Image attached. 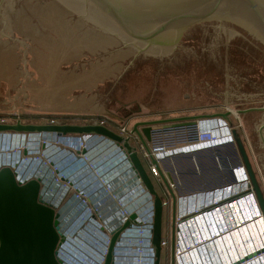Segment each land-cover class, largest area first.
<instances>
[{
	"label": "water",
	"instance_id": "95a60500",
	"mask_svg": "<svg viewBox=\"0 0 264 264\" xmlns=\"http://www.w3.org/2000/svg\"><path fill=\"white\" fill-rule=\"evenodd\" d=\"M214 103L244 110L264 175V0H0V111L103 113L123 124L132 113ZM229 113L218 116L229 120ZM157 122L133 127L147 150L155 130L163 131ZM7 129L99 133L121 144L153 197L152 244L161 264L162 198L129 138L95 124L0 123ZM233 134L264 217L263 190ZM17 175L0 169V264H61L60 213L41 198L40 179L21 184ZM136 218L114 233L111 252ZM174 242L173 232L171 264Z\"/></svg>",
	"mask_w": 264,
	"mask_h": 264
},
{
	"label": "built area",
	"instance_id": "2783aa9c",
	"mask_svg": "<svg viewBox=\"0 0 264 264\" xmlns=\"http://www.w3.org/2000/svg\"><path fill=\"white\" fill-rule=\"evenodd\" d=\"M92 124L106 126L104 121ZM233 129V126L227 118L212 115L183 120L172 128H166L169 132L172 130L176 131L178 141L175 144L168 145L153 140L151 145L152 151H148L149 153H147L145 147L141 145V150L145 157L150 160L147 165L149 173L153 177H159L161 175L159 165L166 159L182 155L196 154L205 151V149L235 143ZM48 134L51 136L54 135L56 139L57 136L61 138L54 143H47V145L44 143L43 146L44 148L54 147L61 151L59 159H61L62 156L64 157L65 154L70 153L75 158H82L84 156L83 158H86L87 161H89V152H91L90 150L96 145H104L112 149L116 147L117 150H119L118 153L120 155L118 159H113V161H119V164L122 165L121 175L123 179L119 178L120 183H123V180H126V178H131L134 183H137L138 188L145 191L148 196V203H145L148 207L146 213L141 215L140 213L138 214L135 212L138 214L136 218L138 222H132L130 226H127L120 231L111 252L114 233L117 230H120L129 221L130 215L134 213L131 211L130 207L121 206L119 208L120 212L116 213L118 215L115 214V216L113 211L108 208L112 205L111 200H114L109 194L116 191L113 182H111L112 180L110 181L108 176L104 175L113 169L112 165L115 163L111 162L110 164H106L111 161L109 158L113 155L114 151H111L112 149L109 150L111 151L109 156H102L98 161L100 165L106 167L104 169V174L102 173L101 176L104 175V178L107 181H103L102 179L99 182L101 185H92V191L88 187L86 189V187L80 184L81 176L71 173L75 170L77 172L78 169L75 168V166L69 167L68 169L65 168L63 172H60L61 169H55L53 167L54 158L52 157L46 162L50 165L49 168L51 169V174L49 171H46L48 167H45L46 169H44V171L41 169V172L36 171L34 174L29 175L25 174V172H19L15 167L16 162H13L10 159L2 162L0 164V169L3 166L14 168L18 172L17 181L21 184L34 178L40 179L42 183L41 198L52 204L56 211L60 213V231L65 237L64 242H62L57 249L58 258L62 262L61 264H106L110 253L112 254L110 264H155L156 252L152 244V224L154 219L153 197L149 198L150 193L136 173L129 158V154H127L124 147L105 134H57L55 132H49ZM118 134L125 138H129L130 142L132 141L133 136L136 135L129 131L125 126L121 128V131ZM12 136L21 137L22 139L25 138V135H15L10 133L0 135L1 138H11ZM15 139L19 140V138ZM11 152L12 151L9 149H1L0 157L10 154ZM52 155L54 154L52 153ZM66 159L68 160V157ZM153 159L156 163H153ZM67 160L64 161V164L72 165L71 162ZM85 162L83 161V163ZM233 172V178H235L233 179V182H230L229 184L219 185L208 190H203L199 193L194 192L183 197H176V204L177 206H180V213L176 216L178 222L181 223L188 220L187 222L191 224L193 220H196L197 222L201 221V223L203 220V228L209 226L210 232L208 234H212V237L217 235L214 237V241H217L221 239V235L217 234L219 232L213 234L212 227L217 229L221 222L226 225L230 224L227 230L222 232L223 235L225 234L224 237L226 238L229 236V231L235 232L238 228H241L240 223L236 222V224H234L236 218H242V216L246 218L249 217V223L255 220V216H253L254 214H262L245 166L243 164H238L234 167ZM97 185H99L100 188L98 191ZM109 187L111 188L109 189ZM126 187H128V185H126ZM70 190L72 193L69 198L66 199L68 195L67 193ZM89 191L93 193H90ZM73 194H75V196H73ZM61 203H63V205H61ZM162 203L163 207H165L168 202L167 200L162 199ZM229 207L232 209L238 207L239 211L234 212L235 215L229 216L227 215ZM193 214L196 215L190 219H183ZM118 222L119 224H117ZM242 223L245 225L244 220ZM184 224L185 222L182 223L181 226L179 224L178 227L181 228L180 230L177 229L175 232V264H197L195 262L196 260H193L197 250L201 253L200 256L202 260H204L205 263L206 261L208 262L206 264H213L211 263L210 258L214 259L213 256L215 255L216 250L211 249L210 246L212 245V242L208 243V241H206L207 243H201V238L196 234H194L196 235L194 237L189 236L188 233L185 234L183 230ZM134 226H139L140 230H134L133 232L131 227ZM136 237L144 238H141V242L137 244L135 240ZM166 245L167 241L163 238V248H165ZM196 245L197 247H195ZM207 245H209L211 250L206 249L205 246ZM66 250L68 252H66ZM136 250L139 252L135 255L137 256L138 263L135 262L136 259L132 255V253H136ZM78 254H81L83 257L82 263L78 261ZM197 261L201 264L199 256ZM240 264H264V252H260L254 258L251 257L244 260Z\"/></svg>",
	"mask_w": 264,
	"mask_h": 264
},
{
	"label": "rangeland",
	"instance_id": "374dc122",
	"mask_svg": "<svg viewBox=\"0 0 264 264\" xmlns=\"http://www.w3.org/2000/svg\"><path fill=\"white\" fill-rule=\"evenodd\" d=\"M226 112H230L229 113L230 124L233 126V128H235L238 131L246 147L250 161L253 165V168L256 172V176L260 182V185L264 193V175L262 173L261 167L259 165L254 149L250 142L249 136L247 134L246 128L242 121V116L245 115V112L244 110L233 107L229 104L214 103V104L196 105V106L181 107V108H174L167 110L137 112V113L129 114L125 118L123 124L119 123L112 117L103 113L26 112L23 106H19V107H15L14 111H0V123L17 124L18 122H21L22 124H35V125H45L51 123L53 124L70 123V124L86 125V124H92L96 122L99 123L101 121H104V124L107 127L119 133L123 126L127 127V129L132 132L133 127L136 123L146 122V121H158L155 124V126L158 127L157 129H161V130L163 129V131L156 132L155 137L153 136V140L155 142H161L168 145H172L178 141L176 131L172 130L171 132H169L166 130V128H170V127L172 128L179 123L176 122L177 120L174 119L182 118V117H194V116L199 117L205 115L218 116L219 114ZM139 129L140 131H142V127H140ZM4 133L25 135L24 139L16 136L14 137L12 136L11 138L0 137V150L9 149L10 151H12L10 154H6V156H8L6 159H9V157H11L16 163H18V167L16 168L19 171L22 170V173L28 172L27 174L32 175L36 171L41 172L42 171L41 169H43L44 171V169H46L45 168L46 167L45 165L47 164L46 162L52 157L54 158L53 167L55 169H61L60 172H63L65 168L68 169L69 167L75 166V168L78 169L77 172L75 170L74 172L71 173L81 176L80 184L86 187V189L88 187L89 189H91V191L93 188L92 185L99 184L100 180L102 179L103 181H107L104 178V175L105 176L107 175L110 181L112 180L111 182H113V186L116 189L114 193L111 192V194H109L110 197L113 198L114 200H111L112 205H110L108 208L111 211H113L114 215L120 212L119 208L121 206L128 208L130 207L131 211L137 212L138 214L146 213L148 209L147 204H145L148 203L147 193L142 189H139L137 183H134L131 178H126V180H123V183H120L119 178L123 179L121 175L122 165L119 164V161L117 162L113 161V159H118L120 155L118 153L119 150H117L116 147L112 149L104 145L101 146L96 145L93 149L90 150L91 152H89V156H90L89 161H87L86 158H83L84 156L82 158H77V157L75 158L70 153L65 154L64 157L62 156L61 159H59L61 155V151L55 149L54 147L53 148L43 147L44 146L43 142L47 141V135L45 134L39 136L37 134H41V133L30 130H12V129H7L3 131L0 130V135H3ZM46 133L49 132L46 131ZM51 137H54L55 141L61 139L59 136H57V139L55 138L54 135H52ZM15 138H19V140H16ZM153 140L151 141L147 140V146L149 148V150L145 148L147 153H149L148 151L150 150L152 151L151 145ZM131 144L134 147H137L138 154L141 157L149 176H151V180L153 182V185L157 193L160 195L162 199H165L168 202L167 205L164 207V214H163V238L166 239L167 241L166 255L169 256L168 264H171L170 257L172 255L173 232L175 233L177 231V227L179 224L181 226V224L185 222L184 221L179 223L176 218V216L179 215L180 213V206H177V204H176V211L174 216V195L175 197H183L185 195H190L194 192L199 193L203 190H208L219 185H226L229 184L230 182H233V179L235 178V177L233 178L234 176L233 169L240 162L238 147L236 144L231 143L227 145L217 146L211 149H205V151H201L196 154L182 155V156L166 159L162 161L159 165L163 175L161 174L159 177H153L149 173V169L147 166L150 160L147 157H145L143 151L141 150V145H142L141 139L137 137V135H134ZM110 149H112L111 151L114 152L113 155L109 158L111 161L107 162L106 164H110L111 162H115V163L112 165L113 169L110 172L104 174V169L106 167L100 165L98 161L102 156H106V157L109 156L111 152L109 151ZM52 153L54 155H52ZM67 157L68 160L66 159ZM65 160L71 162L72 165L64 164ZM83 161L86 162L83 163ZM76 163L78 164V166ZM46 171L48 172L47 169ZM49 172L51 174L50 170ZM102 173L104 174L103 176H101ZM99 185H97L98 186L97 191L100 189ZM126 185H128V187H126ZM110 188L111 187H109V189ZM71 193L72 191L70 190L67 193L68 195L66 199L69 198ZM73 196H75V194H73ZM61 205H63V203H61ZM228 209L229 211L227 212V215L229 216L235 215L234 212L239 211L237 207L234 209L229 207ZM235 220L236 221L234 222V224L236 222L239 223L240 217ZM256 221L257 220H255V222ZM117 224H119V222ZM139 228H140L139 226L131 227L133 232L134 230L139 231L140 230ZM141 238L144 237L135 238L137 244L141 242ZM239 248H241V245ZM135 252L136 253H132V255L136 259L135 262L138 263L137 256L135 255H137V253L139 252L137 250ZM164 255L162 258L163 261H164ZM206 263L208 262L206 261Z\"/></svg>",
	"mask_w": 264,
	"mask_h": 264
},
{
	"label": "crops",
	"instance_id": "0c3cea01",
	"mask_svg": "<svg viewBox=\"0 0 264 264\" xmlns=\"http://www.w3.org/2000/svg\"><path fill=\"white\" fill-rule=\"evenodd\" d=\"M195 215L196 214H193V215H190V216L185 217L183 219L184 220H186L187 218L190 219ZM202 225H203V220H202V223H201V221L197 222L196 220H193L191 224H189L187 221H185V224L183 225V230H184V233L185 234L188 233L189 236H192V237H194L196 235L199 236L201 238V240H200L201 243H205L206 241H208V243L212 242V245L210 247L212 250H214V249L216 250V253L213 256L214 259L210 258V261L213 264H231V263H234L235 261H238L239 259L243 258L246 254L253 253L255 251L254 248L252 249V251L249 250V246L247 248H244V247L239 248L240 246H239L237 240L239 239L240 233H242V235H244V233L242 232L243 231L242 229L239 231H235V232L229 231V236H227L225 238L224 237L225 234L223 235L222 232L226 231L230 225H226L223 222H221L220 226L217 229L212 227L213 234L219 232L217 234L221 235L220 240L214 241V237L217 235L212 237V234H208L210 232L209 226H205L203 228ZM248 226L250 227L251 225H248ZM180 228L178 227L177 229L180 230ZM216 230H219V231H216ZM194 234H196V235H194ZM195 247H197V245ZM205 247H206V249L211 250L209 245H207ZM162 251L163 252H161V264L163 263L162 258H163V255L165 254L164 253L165 248H163ZM203 253H204V249H203ZM217 254H218V257H217ZM200 255H201V253L197 250L195 256L193 257L194 258L193 260H196V263L200 264L197 261L198 256H199V258L201 259V264H206L205 261L202 260Z\"/></svg>",
	"mask_w": 264,
	"mask_h": 264
},
{
	"label": "bare ground",
	"instance_id": "6f19581e",
	"mask_svg": "<svg viewBox=\"0 0 264 264\" xmlns=\"http://www.w3.org/2000/svg\"><path fill=\"white\" fill-rule=\"evenodd\" d=\"M167 126H169V125H167ZM156 132H158V131L155 130V132L153 134L154 137H155ZM44 134L47 135V141H45L43 143H45L46 145H47V143H54V141H55L54 137H51L50 134H48L46 132H42L41 134H37V135L41 136ZM50 137H51V140H50ZM152 140H153V138H152ZM234 140H235V138H234ZM45 166L48 167V169H47L48 171L49 170L51 171V169L49 168L50 165L48 163ZM15 167H18V163H16ZM52 169H54V168H52ZM19 172L22 173V170ZM141 215H144V214H141ZM253 216H255L254 218H255V220H257L256 222L254 220V221H251L248 223L249 217L240 218L239 223L241 224L240 225L241 228L240 229L238 228L237 231L242 229L243 230L242 232L244 233V235H242V233H240L239 239L237 240V242H238L239 246L241 245V247H244V248H247L249 246V250L252 251V249L254 248L255 251L253 253L246 254L243 258H241L238 261H235L234 263H231V264H240L244 260H247L251 257L254 258L260 252H264V217H263V214H260V215L254 214ZM243 220H244L245 225H243V223H242ZM249 224L250 225L252 224V225L249 227L248 226ZM66 252H68V251L66 250Z\"/></svg>",
	"mask_w": 264,
	"mask_h": 264
},
{
	"label": "clouds",
	"instance_id": "9594fccd",
	"mask_svg": "<svg viewBox=\"0 0 264 264\" xmlns=\"http://www.w3.org/2000/svg\"><path fill=\"white\" fill-rule=\"evenodd\" d=\"M8 156H6V155H4V156H1L0 157V163H2V162H4V161H6V160H12L13 162H15L11 157L9 158V159H6ZM4 158H5V160H4ZM28 172H25V174H27ZM78 261L80 262V263H82V261H83V257H82V255L81 254H78Z\"/></svg>",
	"mask_w": 264,
	"mask_h": 264
},
{
	"label": "trees",
	"instance_id": "16d2710c",
	"mask_svg": "<svg viewBox=\"0 0 264 264\" xmlns=\"http://www.w3.org/2000/svg\"><path fill=\"white\" fill-rule=\"evenodd\" d=\"M166 254H167V247H165L164 261L162 264H168L169 263V256H167ZM170 261H171V257H170Z\"/></svg>",
	"mask_w": 264,
	"mask_h": 264
},
{
	"label": "flooded vegetation",
	"instance_id": "af4514ba",
	"mask_svg": "<svg viewBox=\"0 0 264 264\" xmlns=\"http://www.w3.org/2000/svg\"><path fill=\"white\" fill-rule=\"evenodd\" d=\"M262 188V187H261Z\"/></svg>",
	"mask_w": 264,
	"mask_h": 264
}]
</instances>
